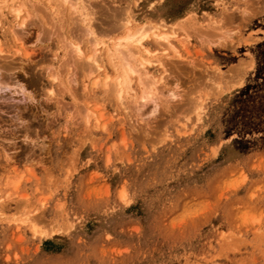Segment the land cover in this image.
Returning <instances> with one entry per match:
<instances>
[{
	"label": "rangeland",
	"instance_id": "obj_1",
	"mask_svg": "<svg viewBox=\"0 0 264 264\" xmlns=\"http://www.w3.org/2000/svg\"><path fill=\"white\" fill-rule=\"evenodd\" d=\"M126 7L175 47L119 104L69 43ZM0 48V264H264V0H0Z\"/></svg>",
	"mask_w": 264,
	"mask_h": 264
},
{
	"label": "bare ground",
	"instance_id": "obj_2",
	"mask_svg": "<svg viewBox=\"0 0 264 264\" xmlns=\"http://www.w3.org/2000/svg\"><path fill=\"white\" fill-rule=\"evenodd\" d=\"M13 12L15 16H19V14L21 13V8L19 6L14 7ZM83 12L86 13L85 11ZM87 15H88V12L85 14L86 17L82 18L83 21L86 22L84 25L85 27L83 26L84 30L82 33V38H85L84 40H86V42H88L89 45L91 46L89 52L84 49V43H80V42L78 43L70 42L69 46L71 48L69 46L67 47L72 49L71 52H73V59H75L74 60L75 64L82 69L83 76L86 78H90L95 71H100L101 69H103L105 57L107 56L109 57L108 60L113 62V64L111 63V65L115 66L114 72L112 75L110 74L104 75L103 79H105V81L103 80L104 82L102 81V84L107 87L109 86L110 89H112L111 92L116 95L117 101H119V104H121L123 102L122 100L125 94L133 90V83L135 79L137 80V84L142 82L141 80L138 82V79H139L138 77L140 76L141 69L147 68L149 64L152 63L151 57L143 55V53L150 54V51H151L149 48L150 43H152L154 39V41L157 40L156 42L158 43L160 42L166 47L173 48L175 46L173 43V39L171 38L172 33L164 30L165 28L164 23H149L148 25L137 23L132 14V8L129 7L124 12V14H122L121 16H118L116 18V21L111 23L112 26L110 27L109 30H121L122 33L121 35L116 37L117 39L113 40V44L111 45V47H108V46L106 47L104 45L105 44L104 41L99 40L96 37L95 32L92 29L89 23V20L87 19ZM24 23H25V19H20L19 26L22 27ZM20 37L19 39H21ZM120 48L122 49V51L125 52L124 57L119 55V53L122 54L121 51L118 52L119 50H121ZM1 50L2 49L0 48V51ZM163 50H165V47L163 48ZM68 52L70 53V50ZM89 57L91 59H89ZM100 60L103 61V63ZM133 60L135 61L132 62ZM51 72L52 74H54L53 73L54 71H51ZM3 77L4 76H0V85H2L1 83H6L5 81L6 79L4 80ZM153 77H154V80H153L154 83L162 81V75L161 76L159 75L158 77L156 76H153ZM55 78L56 77L53 75V79ZM141 78L142 77L140 76V79ZM97 83H98L97 80H94L92 82L93 84L92 87L97 86L98 85ZM68 86L70 87V85ZM47 91L49 92L50 95H52L55 90L52 87H49ZM153 94H154V88L150 86L147 91L146 90L143 91L140 98H142L144 102L146 103V101L153 98ZM85 107L87 109V113H89L88 115L90 118L94 113L93 112L94 109L91 108L89 105H85ZM2 214L3 213L0 212V215Z\"/></svg>",
	"mask_w": 264,
	"mask_h": 264
},
{
	"label": "snow or ice",
	"instance_id": "obj_3",
	"mask_svg": "<svg viewBox=\"0 0 264 264\" xmlns=\"http://www.w3.org/2000/svg\"><path fill=\"white\" fill-rule=\"evenodd\" d=\"M89 59H91V58L89 57Z\"/></svg>",
	"mask_w": 264,
	"mask_h": 264
}]
</instances>
